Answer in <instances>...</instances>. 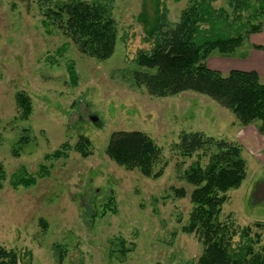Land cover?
Listing matches in <instances>:
<instances>
[{
  "label": "rangeland",
  "instance_id": "obj_1",
  "mask_svg": "<svg viewBox=\"0 0 264 264\" xmlns=\"http://www.w3.org/2000/svg\"><path fill=\"white\" fill-rule=\"evenodd\" d=\"M86 1L104 6L115 21L108 59L86 56L57 29L48 31L38 0H0V166L6 172L0 246L15 252L17 264H197L203 245L183 227L194 208L185 173L199 156L183 158L177 144L183 132H200L244 149L247 178L225 193L219 218L233 224L237 248L243 228L259 231L254 224L264 223V136L257 124H241L196 92L153 96L135 79L136 72H150L138 58L151 54L159 39L148 30L155 21L166 25L163 31L173 27L192 0ZM214 6L230 10L228 0ZM207 65L264 77V27L232 56L215 51ZM20 92L30 102L27 116L17 103ZM116 131L151 137L161 150L155 172L162 175L147 177L112 159L107 147ZM81 137L90 141L87 156L76 148ZM180 189L184 197L177 196Z\"/></svg>",
  "mask_w": 264,
  "mask_h": 264
},
{
  "label": "trees",
  "instance_id": "obj_2",
  "mask_svg": "<svg viewBox=\"0 0 264 264\" xmlns=\"http://www.w3.org/2000/svg\"><path fill=\"white\" fill-rule=\"evenodd\" d=\"M215 1L192 0L179 21L166 31H163L166 25L155 21L148 33L157 32V45L151 54H141L138 58V64L150 72H136V82L157 97L188 91L205 95L229 109L241 124H257L264 136V77L256 70L234 69L224 74L207 65V59L215 51L232 56L250 44L252 35L263 30L264 0H228L229 12L216 9ZM38 6L47 30L53 28L63 33L84 55L105 60L114 53L115 21L104 6L86 0H38ZM16 99L24 115H29L27 95L20 92ZM89 143L88 138L81 137L76 148L87 156ZM177 150L183 158L199 156L185 173L186 181L194 187L190 196L194 208L188 225L183 227L184 232L196 234L203 245L197 264H264V245H261L264 223L254 224L259 231H254L252 226L243 228L241 243L234 248L237 232L233 224L219 219L228 200L225 193L239 189L247 178L243 147L200 132H183ZM107 151L129 170L138 169L144 176L153 178L162 175V170L155 172L161 150L144 132H113ZM205 157L208 161L203 165ZM5 176L0 166V187ZM21 183L29 185L31 181ZM176 194L184 197L185 191L176 190ZM0 264H17L15 252L0 246Z\"/></svg>",
  "mask_w": 264,
  "mask_h": 264
},
{
  "label": "water",
  "instance_id": "obj_3",
  "mask_svg": "<svg viewBox=\"0 0 264 264\" xmlns=\"http://www.w3.org/2000/svg\"><path fill=\"white\" fill-rule=\"evenodd\" d=\"M92 120H93V122H94L95 124L99 125L100 120H99L97 117H93Z\"/></svg>",
  "mask_w": 264,
  "mask_h": 264
}]
</instances>
